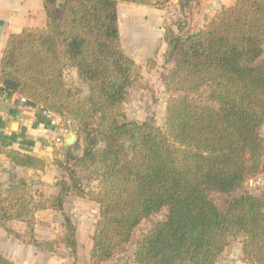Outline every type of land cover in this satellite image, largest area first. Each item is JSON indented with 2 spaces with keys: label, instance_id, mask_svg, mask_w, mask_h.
I'll use <instances>...</instances> for the list:
<instances>
[{
  "label": "trees",
  "instance_id": "1",
  "mask_svg": "<svg viewBox=\"0 0 264 264\" xmlns=\"http://www.w3.org/2000/svg\"><path fill=\"white\" fill-rule=\"evenodd\" d=\"M196 1L181 0L180 12H190ZM42 2L46 26L10 38L0 86L76 126L83 152L70 160L99 175L91 199L100 206L91 263L111 259L143 220L166 209V219L139 244L135 264H215L229 237L241 234L244 260L264 264V199L244 193L220 209L213 198L231 196L264 173V0H235L205 29L165 33V58L173 67L163 76L171 95L164 130L152 122L121 121L137 64L121 47L118 6L152 3ZM68 66L88 87L87 99L66 86ZM7 156L21 168L43 166L16 151ZM10 191L20 196L1 212L0 226L24 244L38 245L8 222L31 228L46 203L32 207L23 184ZM67 193L62 187L52 209L63 211ZM0 264L14 263L0 255Z\"/></svg>",
  "mask_w": 264,
  "mask_h": 264
},
{
  "label": "rangeland",
  "instance_id": "2",
  "mask_svg": "<svg viewBox=\"0 0 264 264\" xmlns=\"http://www.w3.org/2000/svg\"><path fill=\"white\" fill-rule=\"evenodd\" d=\"M145 1L150 4L152 3V7L165 9L166 3L172 0ZM174 2L176 0L172 1L171 8L167 12L163 14L158 13L156 16L145 15L143 17L142 15L141 17L137 12L136 14L140 17L139 19H135L136 17L134 16L129 17L130 11L127 9H138L137 7H125L126 5L121 4L119 18L121 47L124 53L137 64V75L134 79V85L130 89L126 101L121 106V111L124 116L121 121L139 123L152 122L156 127L162 130L165 129L167 102L171 95L165 89L163 76L173 67V63H168L165 58V33L174 31L175 33L186 34L205 29L222 11L209 23L205 20L206 24H204L200 21L202 16L200 12L195 13L190 11L182 14L177 7L178 4ZM137 6L140 9L145 7V5ZM34 9L37 10L36 8ZM35 23L40 27L45 25V22L39 18H37ZM148 23H151V26ZM64 82L69 89L74 91L79 99H87L88 87L79 79L76 69L70 66L66 68ZM59 118L62 121L61 125L63 129L67 130V135L69 137L72 134L76 136L75 142L72 145L66 144L67 149L59 151L55 159L61 169V173L58 176L60 180L59 184L61 188L65 187L69 193H72V198L66 200L68 195H65L63 208H66V211L62 213V217L55 221L54 224L52 222L51 224L47 223V225L50 229L57 226L60 227L58 230L60 232L57 231L53 235L54 241L59 242L69 239L74 243L78 239L85 245L90 243L91 240L93 241L97 227L95 220L97 219L96 221L98 222L100 218V206L91 200L98 190L99 175L96 169H87L83 166H78L74 161L70 160L72 156L82 155L83 142L77 135V128L74 123L69 119ZM261 135L264 138V128ZM59 156H62L63 160H60ZM10 189L11 187L9 185L0 184V214L5 209H11L20 196L14 195ZM35 190L37 189L25 187L22 193L25 200L32 207L42 200H35L33 197L34 193H37ZM244 193L253 194L264 199V173H259L248 179L244 188L231 196L215 194L213 198L217 206L223 209L227 200H231ZM78 202L81 203L78 204ZM84 212L90 215L87 216L88 219L83 214ZM166 217L167 210L164 209L143 220L134 230L130 242L120 248L111 259L103 264H135L134 253L139 244L149 234L154 225L164 221ZM36 221L38 220L35 215L31 222L32 230L39 224ZM40 227L39 231L42 233L45 229L42 228L44 225L40 224ZM69 228H72L73 231L69 232ZM28 237L32 238L30 236ZM244 241L245 236L242 234L229 237L225 251L215 264H248L243 256ZM48 244L47 246L46 243H42L40 247H46L49 250H59L62 248L59 245L55 246L56 244L52 247L51 243Z\"/></svg>",
  "mask_w": 264,
  "mask_h": 264
},
{
  "label": "crops",
  "instance_id": "3",
  "mask_svg": "<svg viewBox=\"0 0 264 264\" xmlns=\"http://www.w3.org/2000/svg\"><path fill=\"white\" fill-rule=\"evenodd\" d=\"M172 1L166 3L165 9L152 6L140 9L134 4L120 3L118 17L120 18L121 4L126 5L125 7H137L138 9H127L130 11L129 17L134 16L135 19H139L137 12L141 17L167 12L171 8ZM180 1L174 2L178 4V8ZM234 2L235 0H197L191 11L200 12L202 15L200 21L206 24L223 8L231 7ZM37 18L45 22L43 27L36 25ZM148 24L151 26V23ZM45 26L46 13L42 0H0V63L7 43L13 35L20 34L27 28H44ZM61 122L57 115L44 114L40 107L18 95L7 94L0 86V184L9 185L11 188L23 184L24 188L37 189L33 197L36 201L42 199L40 202L46 203V209L35 211L38 220L36 222L39 224L33 230L25 222L16 220L8 222L12 230L34 238L38 245L24 244L8 235L0 226V255L3 254V257L14 264H91L92 240L85 245L78 239L73 245L67 239L56 242L53 240V235L60 227L50 229L47 225L52 222L54 224L66 211V208H63L62 212H58L51 207V200L61 189L58 179L61 169L55 160L56 154L67 149L66 142L69 138ZM8 151L36 157L42 161L43 166L42 168L18 167L8 158ZM59 159L63 160V157L59 156ZM67 195L66 200L72 198V193ZM83 214L87 219V216H90L85 212ZM96 220L95 223H97ZM40 224H43L42 228H45L42 233L39 231ZM42 243H46L47 246L51 243V247L56 244L55 246L59 245L62 248L49 250L46 247H40Z\"/></svg>",
  "mask_w": 264,
  "mask_h": 264
},
{
  "label": "water",
  "instance_id": "4",
  "mask_svg": "<svg viewBox=\"0 0 264 264\" xmlns=\"http://www.w3.org/2000/svg\"><path fill=\"white\" fill-rule=\"evenodd\" d=\"M57 7H58V8H62V7H63V2H58ZM75 137H76V136H75L74 134H72V135L67 139L66 144H68V145H72V144L75 142Z\"/></svg>",
  "mask_w": 264,
  "mask_h": 264
}]
</instances>
